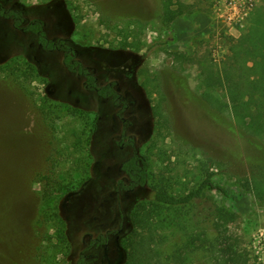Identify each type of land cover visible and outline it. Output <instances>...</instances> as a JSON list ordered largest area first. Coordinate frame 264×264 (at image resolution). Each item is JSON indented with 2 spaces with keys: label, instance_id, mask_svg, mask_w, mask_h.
<instances>
[{
  "label": "rangeland",
  "instance_id": "rangeland-1",
  "mask_svg": "<svg viewBox=\"0 0 264 264\" xmlns=\"http://www.w3.org/2000/svg\"><path fill=\"white\" fill-rule=\"evenodd\" d=\"M176 1L189 11L167 24L165 0H0L41 19L49 39H65L99 85L117 80L123 96L113 107L60 53L0 19V264H74L88 233L106 231L109 244L86 251L95 264H126L131 252L143 264H224L203 203L148 213V190L118 188L119 163L133 153L145 163L146 189L182 194L212 172L227 196H209L237 214L229 234L248 264H264V140L229 107L207 102L200 84L206 68L220 71L264 0L243 26L214 0ZM222 92L213 94L227 102ZM51 167L67 191L43 200L48 181L35 177ZM43 208L59 216L39 225Z\"/></svg>",
  "mask_w": 264,
  "mask_h": 264
},
{
  "label": "trees",
  "instance_id": "trees-1",
  "mask_svg": "<svg viewBox=\"0 0 264 264\" xmlns=\"http://www.w3.org/2000/svg\"><path fill=\"white\" fill-rule=\"evenodd\" d=\"M176 3L177 6L172 7V0H165L163 22L168 24L189 11L187 9L189 5L186 3L179 1ZM0 14L5 18H12L13 25L17 28L21 27L24 22L20 10H1ZM249 20L247 32L230 45L229 53L223 59L220 71L215 73L212 69L206 68V71L203 72L200 84L204 87V92L201 95L217 109L222 110L229 107L241 129L264 140V6L255 9ZM23 29L36 34L38 44L42 49L62 51L64 53L63 63L66 68L69 71H77L83 76L88 89L96 90L102 97H116L112 85H97L95 76L74 58V50L66 45L64 40L53 42L46 38L43 23L40 20H32ZM165 43H168V40ZM175 55L181 56L179 53H175ZM218 88L224 91L222 95L226 97L227 102L221 101L213 94ZM119 169L122 177L118 183L125 191L148 190L150 200L143 205V208H148V213L159 214L162 208L186 207L196 204L198 206L203 203L202 210L206 212L207 219L214 231L215 240L221 248L223 263L248 264L247 252L240 248L238 239L229 234L228 225L235 222L237 214L220 206L209 196L210 192H218L224 197L227 196L225 187L214 180L212 172L207 170L201 182L193 189H187L182 194H173L162 188H145L147 184L145 163L136 154H132L122 161ZM53 175L52 167L46 171V174H36L35 179L37 178L38 182L45 178L49 184L48 188L42 190L43 200L54 199L55 195H61L67 191L65 185L59 180L52 181ZM261 184L257 180L253 181L255 189ZM25 199L24 191L23 203H26ZM54 216H59L57 210L51 211L49 208H43L37 223L42 224L43 218L45 221H51ZM56 229L61 240L60 243L64 244L66 234H64L62 223ZM101 240L102 242L107 241L105 237H101ZM157 256H160L158 252ZM82 261L83 256H80L79 264ZM126 264L143 263L131 252Z\"/></svg>",
  "mask_w": 264,
  "mask_h": 264
},
{
  "label": "flooded vegetation",
  "instance_id": "flooded-vegetation-1",
  "mask_svg": "<svg viewBox=\"0 0 264 264\" xmlns=\"http://www.w3.org/2000/svg\"><path fill=\"white\" fill-rule=\"evenodd\" d=\"M10 9H17V8H10V7H9V8H4V7H0V11H1V10H5V11H6V10H10ZM17 10H20V11L22 12L23 17H24V22H23V24H22L21 27H19V28L15 27V26L13 25V21H12L13 19H12V18H5V17H3V16L0 14V19H2V20H6V21H10V22H11V26H12L13 29H18V30H20V31L23 32V33H29V34L33 35V36L35 37V39H36L37 46H38L40 49H42V48L39 46V44H38L36 34L32 33L31 31H25V30L23 29V27H25L26 25H28V23H30L32 20L36 19V20H40V21L43 23V28H44V31H45V24H44V22H43L41 19H38V18H34V19H31V20H27V18H26L25 15H24V12H23L21 9H17ZM45 36H46V38H47L49 41H53V42H56V41H58V40H64L65 43H66V45L70 46V47L74 50V58H75L76 60H78V61L82 64V66H83L84 68H86L91 74H93V75L95 76L97 85H98V86H104V85H107V84L112 85V89H113L114 92L116 93V97H114V96L102 97V96H100V95L97 93L96 90H90V89H88L87 86H86L85 79H84L83 76H81L80 74H78L77 71H69V70L66 68V66H65L64 63H63V54H64V53H63L62 51H59V50H45V49H42V50H44V51H51V52H52V51H57L58 53H60L61 56H62V58H61V59H62V60H61V63H62V65H63V67H65V69H66L67 71H69V72H75L79 77H81V78L83 79L84 87H85L87 90H89V91H93V92H95L99 97L104 98L105 100L110 101V102H111V105H112L113 107H118V106L123 102V96H122L121 92L119 91L120 87L117 86V85H118L117 80H110V81H108L107 83H105V84H103V85H99V84H98V77L95 75L94 70L91 69V67H90L89 65H85L84 62H83L80 58H78V53H77V51H76V49H75L74 47H72L71 45H69V44L67 43V41H66L65 39H63V38H59V39H56V40H51V39H49V38L47 37V35H46V31H45ZM124 108H125V107H124ZM133 154H135V153H133ZM131 155H132V154H131ZM131 155H130V156H131ZM130 156H128V157H130ZM128 157H127V158H128ZM127 158H125V159H127ZM125 159H123L122 161H124ZM122 161H121V162H122ZM121 162L119 163V167H120ZM119 167H118V171L121 173ZM121 177H122V173H121ZM121 177H120V178H121ZM120 178H119V179H120ZM119 179H118V180H119ZM118 180H117V186H118V188H121L122 190H124L123 187L118 183ZM124 191H125V190H124ZM125 192H127V191H125ZM129 192H132V191H129ZM88 236H89V239H88V241L86 242L85 249H84L83 251H79V253H78V255H77V258H76L74 264H79L80 256H83V261H82L81 264H95V260H93L92 255H90V254L88 255V254L86 253V251L91 250V249L105 248V246H107V245L109 244V241H110V239H111L110 231H106L105 233H103V232H102V233H99V234L96 235V236H93L91 233H88ZM101 237H103V238L105 237V238L107 239V241H106V242H102ZM83 242H84V239H83ZM90 258H91V259H90Z\"/></svg>",
  "mask_w": 264,
  "mask_h": 264
},
{
  "label": "built area",
  "instance_id": "built-area-1",
  "mask_svg": "<svg viewBox=\"0 0 264 264\" xmlns=\"http://www.w3.org/2000/svg\"><path fill=\"white\" fill-rule=\"evenodd\" d=\"M259 0H214V10L220 12L228 23L243 26Z\"/></svg>",
  "mask_w": 264,
  "mask_h": 264
}]
</instances>
